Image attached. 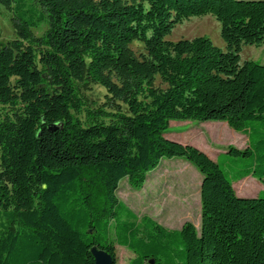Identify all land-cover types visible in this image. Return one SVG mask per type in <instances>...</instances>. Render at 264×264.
Instances as JSON below:
<instances>
[{"label": "trees", "instance_id": "obj_1", "mask_svg": "<svg viewBox=\"0 0 264 264\" xmlns=\"http://www.w3.org/2000/svg\"><path fill=\"white\" fill-rule=\"evenodd\" d=\"M0 6L15 32L0 45V264H94L93 246L116 264L115 245L133 254L127 264H264V197L232 187L247 175L264 180V65L239 64L242 44H264V0ZM208 14L224 50L205 36L166 39L177 23ZM89 85L105 90L104 107L86 106ZM185 120L243 132L246 147L225 152L247 158L245 168L228 176L218 159L165 136ZM175 157L201 174L199 231L138 218L116 195L123 179L140 187Z\"/></svg>", "mask_w": 264, "mask_h": 264}, {"label": "rangeland", "instance_id": "obj_2", "mask_svg": "<svg viewBox=\"0 0 264 264\" xmlns=\"http://www.w3.org/2000/svg\"><path fill=\"white\" fill-rule=\"evenodd\" d=\"M12 11L0 6V45L15 37L11 22ZM45 26L34 29V35H40ZM198 36L209 38L212 44L222 50L225 43L220 36V23L211 15L193 16L177 23L166 39H192ZM131 47L136 53L142 52V45L133 42ZM255 61L264 65V44L260 46L242 44L239 52V64ZM161 88L165 84L159 78L154 81ZM81 95L88 108L104 107L105 90L98 85H89L82 89ZM264 131L261 129V132ZM264 133V132H263ZM165 136L177 141H187L203 149L212 159H218L221 169L228 175L245 168L247 158L230 155L225 152L228 146L245 148L247 137L243 132L230 128L223 121L197 122L191 120L171 121ZM256 140L259 136L256 135ZM264 137V135H263ZM264 152V151H261ZM201 174L187 160L175 157L162 159L150 171L140 187L130 185L123 179L116 191L117 198L140 218L149 216L169 230H179L185 222L193 224L199 231ZM238 197H264V180L247 175L232 182ZM133 254L124 247L115 245L116 264H127Z\"/></svg>", "mask_w": 264, "mask_h": 264}, {"label": "water", "instance_id": "obj_3", "mask_svg": "<svg viewBox=\"0 0 264 264\" xmlns=\"http://www.w3.org/2000/svg\"><path fill=\"white\" fill-rule=\"evenodd\" d=\"M90 253L93 257L94 264H113L114 261L112 257L105 251L96 248L95 246L91 247ZM149 264H153V260L149 261Z\"/></svg>", "mask_w": 264, "mask_h": 264}, {"label": "crops", "instance_id": "obj_4", "mask_svg": "<svg viewBox=\"0 0 264 264\" xmlns=\"http://www.w3.org/2000/svg\"><path fill=\"white\" fill-rule=\"evenodd\" d=\"M183 142H186V143H188L187 141H183ZM190 144V143H189ZM196 147V146H195ZM198 148V147H197ZM200 150H202L203 152H204V150L203 149H200Z\"/></svg>", "mask_w": 264, "mask_h": 264}]
</instances>
